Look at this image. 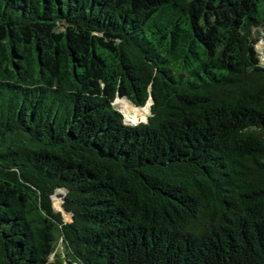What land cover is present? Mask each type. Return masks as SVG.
<instances>
[{
	"label": "trees",
	"instance_id": "obj_1",
	"mask_svg": "<svg viewBox=\"0 0 264 264\" xmlns=\"http://www.w3.org/2000/svg\"><path fill=\"white\" fill-rule=\"evenodd\" d=\"M263 29L264 0H0V264H264Z\"/></svg>",
	"mask_w": 264,
	"mask_h": 264
},
{
	"label": "rangeland",
	"instance_id": "obj_2",
	"mask_svg": "<svg viewBox=\"0 0 264 264\" xmlns=\"http://www.w3.org/2000/svg\"><path fill=\"white\" fill-rule=\"evenodd\" d=\"M256 47H257V49H258V51H259L261 61L264 62V40H260V41L257 43ZM119 98H121V97H119ZM123 99H125V98H123ZM116 103H117V101L115 100V101H114V105H115L116 109L122 113V115L124 116V120H125L126 122H128V121L126 120L125 115H124L123 112L118 108V106L116 105ZM125 103L127 104V106H131V105H130V101H128L127 99H126ZM131 107L133 108V106H131ZM131 107L129 108V110H131ZM139 113H141V111H138V109L133 108L132 111H130V112L128 111L127 114H128V115H135V114H139ZM143 114H144V118H143L142 120H145L146 115H145V113H143ZM142 120H140V121H142ZM138 122H139V121H138ZM133 123H135V122H133ZM63 193H64V191H62V190H58V191H57V194H55L54 196H52V198H51V203H52V205H53V207H54L55 213H60V214H61V218L64 219V221L72 222L73 219H71V215L69 216V215H68V214H69L68 212H67L68 214L63 212V205H62L63 200H62V197H59V196H58L59 194H63ZM61 246H62V243H61V241L59 240V241L57 242V244H56V250H57V253L60 255V259L65 261L66 257H65L63 254L60 253V252L62 251ZM50 258H51V259L54 258L53 254L50 256ZM65 263H66V262H64V264H65ZM66 264H68V263H66Z\"/></svg>",
	"mask_w": 264,
	"mask_h": 264
},
{
	"label": "water",
	"instance_id": "obj_3",
	"mask_svg": "<svg viewBox=\"0 0 264 264\" xmlns=\"http://www.w3.org/2000/svg\"><path fill=\"white\" fill-rule=\"evenodd\" d=\"M262 32L264 33V29L262 30ZM255 35L258 37L259 35H260V32L258 31V30H256L255 31ZM116 98H118V96L116 97ZM115 98V99H116ZM131 103V102H130ZM153 103V98L152 97H149L148 98V100L146 101V103L143 105V106H136V107H139V108H141V107H144V106H146L147 107V117L145 118V120H142V121H139V122H135V123H128V122H126L127 124H131V125H137V124H139V123H142V122H147V118H148V116L151 114V109H150V105ZM134 105V104H133ZM63 212L64 213H67V211L63 208ZM71 214L69 213V216H70ZM71 219H73L72 218V215H71Z\"/></svg>",
	"mask_w": 264,
	"mask_h": 264
},
{
	"label": "bare ground",
	"instance_id": "obj_4",
	"mask_svg": "<svg viewBox=\"0 0 264 264\" xmlns=\"http://www.w3.org/2000/svg\"><path fill=\"white\" fill-rule=\"evenodd\" d=\"M125 101H126V99H123V98L121 100L117 101L116 105L118 106V108L120 110L124 111L125 113H128V111L130 112V111H132L133 108H135V109H138V111H141V113L142 112L145 113L144 112V109L142 107L139 108V107L134 106L132 103H130V105L133 106V108H132L131 106H127V104L125 103ZM130 107H131V110H129ZM141 113H139V114H141ZM128 123H130V122H128Z\"/></svg>",
	"mask_w": 264,
	"mask_h": 264
}]
</instances>
